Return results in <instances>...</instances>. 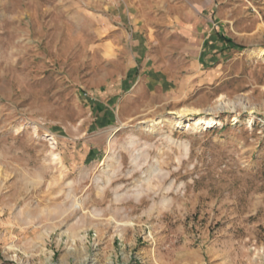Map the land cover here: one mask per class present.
Wrapping results in <instances>:
<instances>
[{"label":"rangeland","instance_id":"obj_1","mask_svg":"<svg viewBox=\"0 0 264 264\" xmlns=\"http://www.w3.org/2000/svg\"><path fill=\"white\" fill-rule=\"evenodd\" d=\"M109 4L0 0V264H264V0L165 42L168 91L104 54ZM219 31L241 48L192 71Z\"/></svg>","mask_w":264,"mask_h":264},{"label":"crops","instance_id":"obj_2","mask_svg":"<svg viewBox=\"0 0 264 264\" xmlns=\"http://www.w3.org/2000/svg\"><path fill=\"white\" fill-rule=\"evenodd\" d=\"M110 3L102 20L104 36L108 35V43L104 45V54L114 57L122 56L127 64H130L126 72V80H131L134 84L140 81V75L136 71L140 64L144 67V72H148L145 79L152 80L151 83L147 82V86H159L168 91L169 87L173 86L172 81L168 78V72L171 71L174 64L175 50L172 44L165 42H169L175 34H179L184 41L196 44L198 41L194 37L196 35L194 33L200 29L206 33L213 21L214 11L207 15H203V12L208 8H213L214 0H180L176 2L168 0L157 4L154 8L153 6L148 9L144 7V10L137 2L131 0H110ZM158 16L166 18L165 23L163 20L161 23L154 24L151 17ZM213 28L212 26L211 29L213 30ZM217 37L223 42L222 46L225 45L229 50L241 48L221 32L218 33V36L210 37L211 41L209 40V42L205 36L197 46L184 44L180 46L182 50H180V56L196 57L188 60L192 71L202 72L210 67L214 71L222 70L223 62L215 63L213 55L215 48L211 46L212 43H216ZM123 48L126 50L125 56L122 54ZM153 50H161L159 52L163 57H157V55L160 56L157 54L158 51Z\"/></svg>","mask_w":264,"mask_h":264},{"label":"bare ground","instance_id":"obj_3","mask_svg":"<svg viewBox=\"0 0 264 264\" xmlns=\"http://www.w3.org/2000/svg\"><path fill=\"white\" fill-rule=\"evenodd\" d=\"M262 53H264V50H262ZM200 120V119H199ZM155 123V122H154ZM183 123V122H182ZM200 123H205L207 126H212V125H214L215 123H216V120L215 119H206V120H204V119H201L200 120ZM152 124V123H151ZM150 123H149V125H148V127L151 125ZM126 224H128V223H126Z\"/></svg>","mask_w":264,"mask_h":264}]
</instances>
